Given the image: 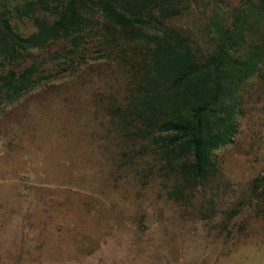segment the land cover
<instances>
[{
	"label": "rangeland",
	"instance_id": "1",
	"mask_svg": "<svg viewBox=\"0 0 264 264\" xmlns=\"http://www.w3.org/2000/svg\"><path fill=\"white\" fill-rule=\"evenodd\" d=\"M246 1L182 0L170 25L204 54ZM54 50L36 52L53 75L0 112V264H264V76L216 172L186 183L117 125L123 69Z\"/></svg>",
	"mask_w": 264,
	"mask_h": 264
},
{
	"label": "trees",
	"instance_id": "2",
	"mask_svg": "<svg viewBox=\"0 0 264 264\" xmlns=\"http://www.w3.org/2000/svg\"><path fill=\"white\" fill-rule=\"evenodd\" d=\"M182 9V0H0V112L53 75L36 52L56 46L70 65L99 54L123 69L125 96L112 109L124 135L154 146L186 183L208 180L249 82L264 76V0L215 21L204 54L170 25Z\"/></svg>",
	"mask_w": 264,
	"mask_h": 264
}]
</instances>
